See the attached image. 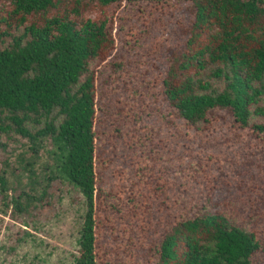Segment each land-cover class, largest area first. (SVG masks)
Here are the masks:
<instances>
[{
    "label": "rangeland",
    "instance_id": "1",
    "mask_svg": "<svg viewBox=\"0 0 264 264\" xmlns=\"http://www.w3.org/2000/svg\"><path fill=\"white\" fill-rule=\"evenodd\" d=\"M192 0L134 2L109 10L115 47L91 63L97 88V264H155L164 235L177 222L221 213L253 232L264 264V131L242 126L227 109L192 126L172 108L162 80L184 50L193 22ZM8 7L0 3V16ZM84 17H98L94 5ZM214 86L220 84L211 79ZM251 123H264L253 115ZM2 142L0 169L11 186L28 191L30 162L38 179L54 161L39 148ZM7 162V165L6 163ZM41 184V183H40ZM41 187V186H40ZM36 187L35 194L41 193ZM41 199L19 212L0 195V264H72L85 210L70 183L51 179Z\"/></svg>",
    "mask_w": 264,
    "mask_h": 264
},
{
    "label": "trees",
    "instance_id": "2",
    "mask_svg": "<svg viewBox=\"0 0 264 264\" xmlns=\"http://www.w3.org/2000/svg\"><path fill=\"white\" fill-rule=\"evenodd\" d=\"M165 0H0V148L26 139L30 157L44 142L54 161L38 179L24 167L28 191L11 186L0 169V195L24 211L41 201L51 179L78 189L85 210L72 264H97V88L91 67L115 47L109 10L134 2ZM194 12L184 50L162 80L169 105L192 126L208 111L229 110L242 126L264 131V0H192ZM94 5L100 15L84 17ZM211 79L220 84L214 86ZM7 165V162H5ZM41 183V184H40ZM41 186V187H40ZM36 187L41 189L35 194ZM260 248L253 232L221 213H203L175 223L158 247L155 264H250Z\"/></svg>",
    "mask_w": 264,
    "mask_h": 264
}]
</instances>
